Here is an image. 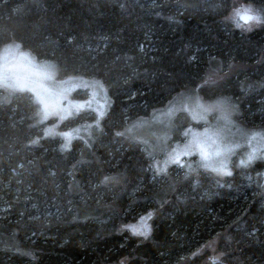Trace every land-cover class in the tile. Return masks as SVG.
<instances>
[{
    "label": "trees",
    "instance_id": "16d2710c",
    "mask_svg": "<svg viewBox=\"0 0 264 264\" xmlns=\"http://www.w3.org/2000/svg\"><path fill=\"white\" fill-rule=\"evenodd\" d=\"M242 2L260 13L253 30L229 21L232 0H0V48L110 98L99 138L68 149L42 136L29 93L0 101V264H264L260 163L200 172L159 206L150 156L120 134L182 90L239 101L242 122L264 128V0ZM150 210L147 238L124 229Z\"/></svg>",
    "mask_w": 264,
    "mask_h": 264
},
{
    "label": "rangeland",
    "instance_id": "374dc122",
    "mask_svg": "<svg viewBox=\"0 0 264 264\" xmlns=\"http://www.w3.org/2000/svg\"><path fill=\"white\" fill-rule=\"evenodd\" d=\"M232 3L229 21L235 27L236 9L251 8L253 14L260 16L258 9L248 2L232 0ZM240 23L243 26L238 29L250 31L261 22ZM22 92L29 93L37 106L42 136L57 138L62 149H68L76 139L90 148L99 138L110 105L104 85L93 78H58L54 62L37 60L29 51L9 43L0 48V101L7 102ZM253 133L264 134V128H250L242 122L239 101L226 95L203 98L196 90L176 93L164 106L128 122L120 131L122 136L140 144L150 156L153 173L163 181L151 195L159 206L174 194L180 183L196 178L200 172H209L222 180L234 169L245 171L247 168L248 171L255 163H260L254 174L258 176L260 187H264V158H260L264 157V135L253 138ZM193 135L204 142L209 159H203L201 152L193 148L190 154L181 155L179 161L174 162L171 157L175 151L182 152ZM254 150L257 158L248 162ZM217 152L220 154L216 155ZM241 161L246 163L242 165ZM221 165L223 170H220ZM173 167L179 170L174 176L170 174ZM154 214V210H150L124 229L131 235L147 238Z\"/></svg>",
    "mask_w": 264,
    "mask_h": 264
},
{
    "label": "snow or ice",
    "instance_id": "6c2138e0",
    "mask_svg": "<svg viewBox=\"0 0 264 264\" xmlns=\"http://www.w3.org/2000/svg\"><path fill=\"white\" fill-rule=\"evenodd\" d=\"M233 19L237 21L236 26L237 27H242L243 25L240 23V21L243 22V24H248L252 21H255L256 23H260L261 22V17L258 14H253L252 9L251 8H242V9H236ZM4 79H10V77L4 76ZM49 78H51L49 76ZM21 88L24 87V85H20ZM43 102V101H41ZM47 115V114H46ZM46 118V116H45ZM185 135H187V132L185 133ZM260 135H264L262 133H253V138H255L256 136H260ZM196 148L201 152V155L203 157V159L208 160L209 156L208 153L206 152L205 148H204V142L201 141L199 139L198 136L193 135V139L185 146V149L180 152V151H175V155L172 156L171 158L173 159L174 162H178L179 158L181 155H188L190 154V150ZM220 153L217 152L216 155H219ZM256 155H255V150L252 154L249 155L248 158V162L253 161L254 159H256ZM260 158H264V157H260ZM246 162L245 161H241V164L244 165ZM206 167H208L209 165H205ZM224 166L221 165V169L223 170ZM135 234V233H134Z\"/></svg>",
    "mask_w": 264,
    "mask_h": 264
},
{
    "label": "water",
    "instance_id": "95a60500",
    "mask_svg": "<svg viewBox=\"0 0 264 264\" xmlns=\"http://www.w3.org/2000/svg\"><path fill=\"white\" fill-rule=\"evenodd\" d=\"M242 22V21H241ZM243 23V22H242Z\"/></svg>",
    "mask_w": 264,
    "mask_h": 264
}]
</instances>
